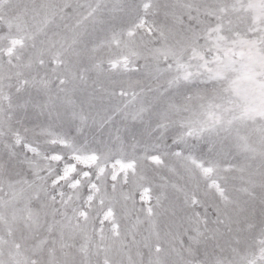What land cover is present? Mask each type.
Returning <instances> with one entry per match:
<instances>
[{
	"label": "snow or ice",
	"instance_id": "6c2138e0",
	"mask_svg": "<svg viewBox=\"0 0 264 264\" xmlns=\"http://www.w3.org/2000/svg\"><path fill=\"white\" fill-rule=\"evenodd\" d=\"M0 264H264V0H0Z\"/></svg>",
	"mask_w": 264,
	"mask_h": 264
}]
</instances>
